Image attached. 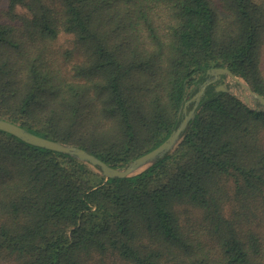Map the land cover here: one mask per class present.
Listing matches in <instances>:
<instances>
[{
  "label": "trees",
  "instance_id": "trees-1",
  "mask_svg": "<svg viewBox=\"0 0 264 264\" xmlns=\"http://www.w3.org/2000/svg\"><path fill=\"white\" fill-rule=\"evenodd\" d=\"M263 57L264 0H8L0 117L118 166L210 67L264 94ZM214 96L125 178L0 130V264H264V112Z\"/></svg>",
  "mask_w": 264,
  "mask_h": 264
},
{
  "label": "water",
  "instance_id": "water-1",
  "mask_svg": "<svg viewBox=\"0 0 264 264\" xmlns=\"http://www.w3.org/2000/svg\"><path fill=\"white\" fill-rule=\"evenodd\" d=\"M220 93L234 96L253 111L264 112V94L254 90L243 76L239 77L227 66L210 67L199 75L197 84L179 107L175 126L168 137L152 150L118 166L107 163L77 144L43 137L16 122L1 117L0 130L11 133L27 143L61 153L65 152L105 179L131 177L173 154L183 143L197 114L212 99L204 98L210 94L216 97Z\"/></svg>",
  "mask_w": 264,
  "mask_h": 264
},
{
  "label": "rangeland",
  "instance_id": "rangeland-1",
  "mask_svg": "<svg viewBox=\"0 0 264 264\" xmlns=\"http://www.w3.org/2000/svg\"><path fill=\"white\" fill-rule=\"evenodd\" d=\"M7 6H8V0H0V11L6 9ZM68 45H69L68 43H65V46H68ZM69 46H71V45H69ZM263 59H264V57H263Z\"/></svg>",
  "mask_w": 264,
  "mask_h": 264
}]
</instances>
